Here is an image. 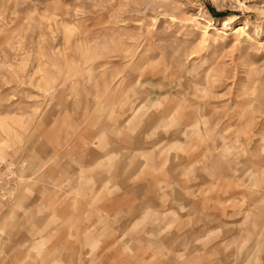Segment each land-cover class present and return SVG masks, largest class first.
<instances>
[{
    "label": "rangeland",
    "instance_id": "374dc122",
    "mask_svg": "<svg viewBox=\"0 0 264 264\" xmlns=\"http://www.w3.org/2000/svg\"><path fill=\"white\" fill-rule=\"evenodd\" d=\"M0 264H264V0H0Z\"/></svg>",
    "mask_w": 264,
    "mask_h": 264
},
{
    "label": "bare ground",
    "instance_id": "6f19581e",
    "mask_svg": "<svg viewBox=\"0 0 264 264\" xmlns=\"http://www.w3.org/2000/svg\"><path fill=\"white\" fill-rule=\"evenodd\" d=\"M235 32L238 33V34L245 33L244 26L237 27V29L235 30Z\"/></svg>",
    "mask_w": 264,
    "mask_h": 264
},
{
    "label": "crops",
    "instance_id": "0c3cea01",
    "mask_svg": "<svg viewBox=\"0 0 264 264\" xmlns=\"http://www.w3.org/2000/svg\"><path fill=\"white\" fill-rule=\"evenodd\" d=\"M154 125H155V124H154ZM154 125H153V126H154ZM151 127H152V125H151Z\"/></svg>",
    "mask_w": 264,
    "mask_h": 264
}]
</instances>
